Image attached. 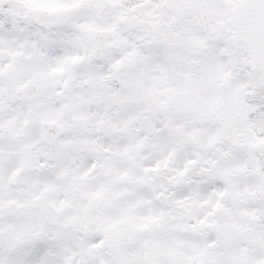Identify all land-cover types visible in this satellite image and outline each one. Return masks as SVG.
Instances as JSON below:
<instances>
[{"label": "snow or ice", "instance_id": "6c2138e0", "mask_svg": "<svg viewBox=\"0 0 264 264\" xmlns=\"http://www.w3.org/2000/svg\"><path fill=\"white\" fill-rule=\"evenodd\" d=\"M0 264H264V0H0Z\"/></svg>", "mask_w": 264, "mask_h": 264}]
</instances>
